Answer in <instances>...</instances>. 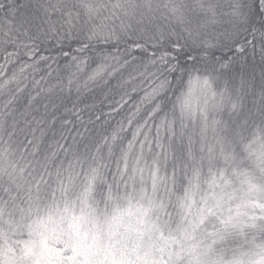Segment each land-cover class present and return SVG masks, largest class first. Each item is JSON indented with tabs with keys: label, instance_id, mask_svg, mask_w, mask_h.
Returning <instances> with one entry per match:
<instances>
[{
	"label": "snow or ice",
	"instance_id": "snow-or-ice-1",
	"mask_svg": "<svg viewBox=\"0 0 264 264\" xmlns=\"http://www.w3.org/2000/svg\"><path fill=\"white\" fill-rule=\"evenodd\" d=\"M0 264H264V0H0Z\"/></svg>",
	"mask_w": 264,
	"mask_h": 264
}]
</instances>
